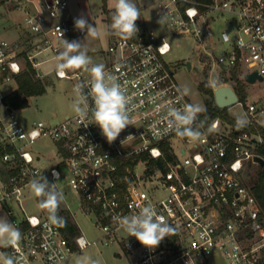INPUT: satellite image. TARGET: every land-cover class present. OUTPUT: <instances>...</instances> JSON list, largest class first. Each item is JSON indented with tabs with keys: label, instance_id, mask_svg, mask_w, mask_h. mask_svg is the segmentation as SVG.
<instances>
[{
	"label": "built area",
	"instance_id": "1",
	"mask_svg": "<svg viewBox=\"0 0 264 264\" xmlns=\"http://www.w3.org/2000/svg\"><path fill=\"white\" fill-rule=\"evenodd\" d=\"M154 1L157 14L167 18V31L136 23L137 35H113L108 46L105 70L129 97L131 119L109 144L90 111L85 118L68 113L57 123L21 120L19 109L7 101L18 87V76L32 65L42 77L37 67L51 56L37 55L49 50L57 56L63 46L59 29L67 40L75 26L69 0H0V6L20 5L25 33L14 38L0 33V204L22 233L15 250L0 247V253L23 256V264H61L75 251L101 241L120 244L135 255L134 264H208L214 254L226 264H264V211L246 181L247 162L258 164L254 155L263 138L244 127L253 121L236 125L218 115L206 125L199 114L193 127L201 135L178 136L169 128V110L196 105L165 59L172 49L170 34H185L206 56L203 66L207 63L211 71L222 67L217 85L224 84L218 78L230 76L234 67L244 76L253 71L264 76V0ZM63 13L68 15L61 18ZM220 16L224 25L216 29ZM55 71L72 79L74 86L89 79L82 69H65L63 75ZM10 82H16L15 88L6 87ZM244 109L250 120L264 115V104L255 101L244 103ZM41 137L50 138L59 155L51 175L56 171L67 177L82 195L84 210L98 219V239L82 232L70 238L61 226L48 222L43 209L41 214L26 209L23 195L29 181L44 174L37 163L43 154L33 149ZM148 204L176 229L155 249L128 237L114 220Z\"/></svg>",
	"mask_w": 264,
	"mask_h": 264
},
{
	"label": "rangeland",
	"instance_id": "2",
	"mask_svg": "<svg viewBox=\"0 0 264 264\" xmlns=\"http://www.w3.org/2000/svg\"><path fill=\"white\" fill-rule=\"evenodd\" d=\"M133 2L140 9V18L136 23L142 25L146 23L150 28L153 27L158 31H167L164 27L167 18L157 14L156 1L133 0ZM113 3L114 0H69L68 12L71 13V20L73 22L76 18L83 16L89 24L96 25L102 31L107 30V34L99 38H92L86 37V32L80 33L74 27L67 37L68 41H80L87 48V53L94 64L104 65L110 60L108 46L110 40L113 38V34L108 29V25L111 24V19L107 17L103 9L105 4L113 12ZM0 10L2 11L0 15L1 35L7 38H14L20 32L22 37H24L25 33L21 29V26L24 25V12L20 5L7 6L2 4ZM67 15L68 13H63L61 18H65ZM159 20L160 22L158 23ZM223 25L224 18L220 16L216 19L214 27L219 29ZM169 40L172 49L165 54V59L175 68L176 78L186 94L196 106L203 109L206 97L209 94L200 88V83L204 82L214 89L217 86L215 78L222 70V67L217 65L211 71L207 63L203 66L206 56L200 53L193 37L185 34H170ZM58 53L54 57L52 56L54 54L52 51L45 50L37 55L39 59L51 56L50 59L40 63L37 67V70L42 73L41 78L46 81V87L42 93L29 95L27 106L17 107L19 109L18 115L25 123L40 118L47 119L51 123H57L63 120L68 113L74 114L71 107L75 97L73 91L74 84L70 78L57 76L55 69L59 62L57 59ZM189 59L194 63V66L191 68L187 65V60ZM238 76L241 87L236 85L227 73L218 78V81H223L224 84H231L240 92L242 102H236L227 106L229 113L237 120H242L246 123L253 121L264 125V115L258 116L259 120L256 116L252 115V120H250L244 109V103L250 101L264 104V79L248 81L245 79L243 72H240ZM15 83L10 82L6 87L15 88ZM33 149L43 154L41 159L37 161L44 170L43 176L47 178L49 183H56L57 189L63 192V206L70 209L73 213L72 219L77 222L80 232L84 233L89 239H98L102 234V230L95 214L84 210L82 195L73 187L67 177L61 176L59 180H56L51 175V167L59 163V155L54 142L48 137H41L33 143ZM247 163L246 181L248 180V183L252 184L250 174H253V176L257 175L259 164L251 160H248ZM23 198L25 207L29 212L42 213V209L39 207V198L31 193L29 187L25 189ZM5 214L9 222H11L10 217L6 213L5 206L0 204V216H4ZM77 256L91 258V260L98 261V264H134L135 259V255L128 253L118 243L104 244L98 241L70 254L61 264H75ZM226 263V259L218 254L211 255L208 258V264ZM33 264H39V262L34 261Z\"/></svg>",
	"mask_w": 264,
	"mask_h": 264
},
{
	"label": "clouds",
	"instance_id": "3",
	"mask_svg": "<svg viewBox=\"0 0 264 264\" xmlns=\"http://www.w3.org/2000/svg\"><path fill=\"white\" fill-rule=\"evenodd\" d=\"M113 9L111 24L108 25L111 34L124 39L137 35L136 21L140 18V9L133 0H114ZM74 26L77 30L86 31V37L99 38L107 34V30L102 31L96 25L89 24L83 16L74 20ZM59 31L63 49L57 57L58 73L63 75L65 69H82L89 73V79L86 82L77 84L73 88L75 97L71 105L72 111L80 118L87 117L90 111L93 124L100 128L103 137L111 144L131 125L129 97L117 78L107 72L103 64L92 62L87 48L80 41H68L63 38V32L60 29ZM85 88H87L86 93ZM201 111L203 110L200 107L194 105H186L183 109H170L169 128L178 136L198 138L201 134L193 125ZM243 123L244 121L238 120V124ZM52 175L59 180L58 172L53 171ZM28 187L31 193L39 198V207L47 212L48 222L51 225L62 226L64 220L58 215V210L64 200V194L57 189L56 183H49L45 176L40 175L33 177ZM114 220L128 237H135L148 249H155L165 237H169L176 231L150 204L141 207L135 213L118 215L114 217ZM21 239L20 229L9 222L6 214L0 216V247H12L15 250ZM0 264H23V256L17 258L14 254L0 253ZM75 264H98V261L77 256Z\"/></svg>",
	"mask_w": 264,
	"mask_h": 264
},
{
	"label": "trees",
	"instance_id": "4",
	"mask_svg": "<svg viewBox=\"0 0 264 264\" xmlns=\"http://www.w3.org/2000/svg\"><path fill=\"white\" fill-rule=\"evenodd\" d=\"M103 10L106 12L107 17L111 19V9H109L104 4ZM230 78L236 83V85L240 86V78L238 76V71L235 67L232 69ZM18 82V87L11 91L7 96V101L15 107L27 106L29 95L34 93H42L45 91L46 81L45 79L36 76V69L32 65H30L18 76ZM200 88L209 94V96L206 97L205 107L202 109L203 111L199 113L203 123L208 125L212 118L221 115L226 120L236 125H241L238 124V120L229 113L227 106L222 107L218 105L215 100L214 89L212 86L206 85L203 82L200 83ZM237 92L240 96L239 90H237ZM243 125L245 128L259 133L262 136L263 140L257 145V152L264 156V125L260 123H250ZM250 175L252 177L251 185L264 211V167H261L259 165L257 175ZM247 182L249 181L247 180ZM58 215L63 217L64 223L61 227L70 238H73L80 232V227L78 226L77 222L72 219L73 213L70 209L63 206V202L60 204Z\"/></svg>",
	"mask_w": 264,
	"mask_h": 264
},
{
	"label": "water",
	"instance_id": "5",
	"mask_svg": "<svg viewBox=\"0 0 264 264\" xmlns=\"http://www.w3.org/2000/svg\"><path fill=\"white\" fill-rule=\"evenodd\" d=\"M187 65L189 68L192 67V61L187 60ZM245 79L248 81H256L264 79V76L260 74L258 71L248 72L245 74ZM214 96L215 100L220 106H230L240 100V96L235 89V87L231 84H220L214 88ZM254 160L258 162L261 167H264V156L257 153L254 155ZM61 170L64 174H67L68 170L65 165L61 166Z\"/></svg>",
	"mask_w": 264,
	"mask_h": 264
},
{
	"label": "crops",
	"instance_id": "6",
	"mask_svg": "<svg viewBox=\"0 0 264 264\" xmlns=\"http://www.w3.org/2000/svg\"><path fill=\"white\" fill-rule=\"evenodd\" d=\"M73 23H74V22H73ZM144 23H145V22H144ZM18 34H19V33H17V35H16V36H18ZM70 70H72V69H70Z\"/></svg>",
	"mask_w": 264,
	"mask_h": 264
}]
</instances>
